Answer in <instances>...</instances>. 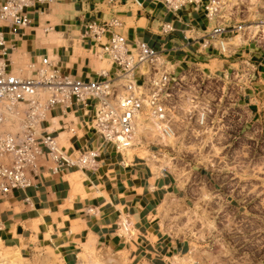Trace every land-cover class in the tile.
<instances>
[{"label": "crops", "instance_id": "obj_1", "mask_svg": "<svg viewBox=\"0 0 264 264\" xmlns=\"http://www.w3.org/2000/svg\"><path fill=\"white\" fill-rule=\"evenodd\" d=\"M26 11L27 26H0L11 68L23 75H29L28 64L37 65L45 55L64 74L82 79L95 78L104 61L112 73L109 61L82 37L86 22L111 18L119 21L114 30L130 43L141 40L160 48L176 75L191 65L204 74L211 72L216 56L212 46L202 44L211 24L202 9L190 6L171 13L160 0H54ZM163 25L172 30L164 32ZM262 74L254 75L250 91L243 95L248 106L263 99ZM185 76L186 82L192 80ZM91 115L77 106L65 111L57 106L42 122L68 153L101 147L100 156L94 169L59 174L50 173L49 163L43 162L32 186L0 194V250L10 252L0 251V264L16 256L34 264H79L97 248L117 254L113 264H177L175 257L184 253L185 245L166 235L158 220L161 202L179 193L171 167L141 155L138 146L116 151L85 125ZM123 220L131 231L121 229Z\"/></svg>", "mask_w": 264, "mask_h": 264}, {"label": "rangeland", "instance_id": "obj_2", "mask_svg": "<svg viewBox=\"0 0 264 264\" xmlns=\"http://www.w3.org/2000/svg\"><path fill=\"white\" fill-rule=\"evenodd\" d=\"M217 20L243 30L225 35L224 52L211 41V72L195 68V78L176 88L175 136L162 143L148 129L135 146L177 178L179 193L158 207L161 230L185 245L177 264H264V92L259 105L243 99L254 75H264V0H222ZM106 253L97 248L79 264L118 261ZM7 264L34 263L16 256Z\"/></svg>", "mask_w": 264, "mask_h": 264}, {"label": "built area", "instance_id": "obj_3", "mask_svg": "<svg viewBox=\"0 0 264 264\" xmlns=\"http://www.w3.org/2000/svg\"><path fill=\"white\" fill-rule=\"evenodd\" d=\"M53 1L0 0V26L25 27L30 22L26 9ZM160 1L171 13L187 6L203 10L211 24L207 38L202 40L204 47H213L211 41H216L217 49L224 52L227 49L225 35L243 30L241 24L218 22L222 0ZM118 24L116 18H111L88 21L84 25L82 37L89 38L99 55L113 68L112 73L109 69L100 70L93 79L64 74L48 55L41 57L37 65H27L29 75L12 70L5 33L0 29L1 195L32 186L43 162L49 163L52 174L97 166L101 147L78 154L68 153L55 136L42 128V122L57 106L63 111L77 106L85 115L92 112L85 125L116 151L135 146L134 136L143 113L161 124L163 134L175 136L171 104L185 75L195 78V66L176 75L160 48L141 40L130 43L114 30ZM162 29L164 32L172 30L169 25H163ZM120 227L124 232L131 231L126 220L120 222Z\"/></svg>", "mask_w": 264, "mask_h": 264}, {"label": "bare ground", "instance_id": "obj_4", "mask_svg": "<svg viewBox=\"0 0 264 264\" xmlns=\"http://www.w3.org/2000/svg\"><path fill=\"white\" fill-rule=\"evenodd\" d=\"M149 118H153L152 116H147V115H141L140 120L138 121V126L136 132H135V136H134V143L135 144H139L141 143V136L143 133H145V131H148V129H152V131L154 132L153 128L155 129V131H157L160 134L161 137V142H166L168 137L170 136L171 138V134L170 135H165L163 134L161 131V124H159L158 122L154 121L153 119H149ZM150 120L149 122H143V121H147ZM151 132V131H150ZM169 138V139H170ZM107 262L112 263L113 259H109L107 260Z\"/></svg>", "mask_w": 264, "mask_h": 264}]
</instances>
